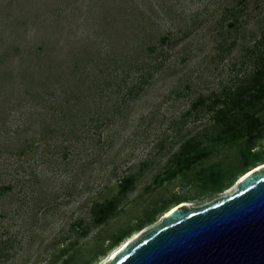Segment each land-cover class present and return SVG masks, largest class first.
I'll return each mask as SVG.
<instances>
[{
  "label": "rangeland",
  "instance_id": "374dc122",
  "mask_svg": "<svg viewBox=\"0 0 264 264\" xmlns=\"http://www.w3.org/2000/svg\"><path fill=\"white\" fill-rule=\"evenodd\" d=\"M263 32L264 0H0V264H50L78 222L89 249L128 232L89 263L106 264L173 208L236 189L241 172L215 195L183 175L161 179L175 143L208 123L186 118L191 103L247 74ZM252 152L247 171L264 165V139ZM125 173L138 180L122 211L93 227L92 204Z\"/></svg>",
  "mask_w": 264,
  "mask_h": 264
},
{
  "label": "trees",
  "instance_id": "16d2710c",
  "mask_svg": "<svg viewBox=\"0 0 264 264\" xmlns=\"http://www.w3.org/2000/svg\"><path fill=\"white\" fill-rule=\"evenodd\" d=\"M165 41H168V38L163 40L164 43ZM147 51L153 54L155 49L152 47ZM250 51L254 59L251 70L238 79L237 83L227 87L221 93L210 96L200 95L191 103L185 112L186 118L200 115L208 117V123L195 133L183 135L175 143L177 148L173 147L174 151H171L167 159L166 176L161 181H173L183 175L185 178L188 177L187 182L201 185L205 191L208 190L215 195L233 184L239 172L243 176L247 168L253 165V161L258 159L257 154L252 150L257 142L264 139V32ZM131 70L130 66L123 73L126 74ZM179 135V133L176 134V136ZM161 144L162 141L157 144L159 149ZM233 145L238 146L237 153L233 156L225 157L193 172L196 166L204 164L216 151ZM67 155L69 154H65L64 158H67ZM137 180L135 173L123 174L118 178L116 195L92 204L90 214L93 227L106 224L122 211V202L133 190ZM2 189L8 191L10 186H2ZM53 202L48 200L44 204L42 210L45 214L52 208ZM180 202L176 199V203ZM77 226L76 239L66 246L63 242H59L62 247L57 254L53 255L50 264H89L103 255L107 249L118 245L128 233L120 232L109 240L99 237L89 249L86 248L89 242L80 243L81 239L88 236L89 229H83L81 222H78ZM142 226L143 222L138 225V227ZM107 241L109 245L104 247ZM8 242L7 240L6 243ZM2 260L3 257L0 255V262Z\"/></svg>",
  "mask_w": 264,
  "mask_h": 264
},
{
  "label": "water",
  "instance_id": "95a60500",
  "mask_svg": "<svg viewBox=\"0 0 264 264\" xmlns=\"http://www.w3.org/2000/svg\"><path fill=\"white\" fill-rule=\"evenodd\" d=\"M198 207L181 204L106 264H264V165Z\"/></svg>",
  "mask_w": 264,
  "mask_h": 264
},
{
  "label": "bare ground",
  "instance_id": "6f19581e",
  "mask_svg": "<svg viewBox=\"0 0 264 264\" xmlns=\"http://www.w3.org/2000/svg\"><path fill=\"white\" fill-rule=\"evenodd\" d=\"M127 242H129V241H127ZM127 242H124V243L120 246V248H118L115 252H112V253H111V257L109 258V260H110L111 258H113V256H114L118 251H120V250L125 246V244H126ZM109 260H108V261H109Z\"/></svg>",
  "mask_w": 264,
  "mask_h": 264
}]
</instances>
